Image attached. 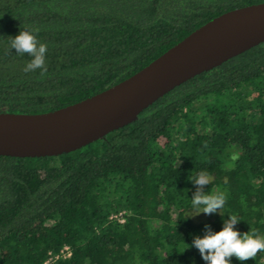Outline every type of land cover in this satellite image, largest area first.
Instances as JSON below:
<instances>
[{"label":"trees","instance_id":"16d2710c","mask_svg":"<svg viewBox=\"0 0 264 264\" xmlns=\"http://www.w3.org/2000/svg\"><path fill=\"white\" fill-rule=\"evenodd\" d=\"M264 0H0V112L42 114L142 70L194 30ZM39 29L47 73L9 37ZM207 170L222 215H196ZM264 236V42L175 87L135 121L52 157L0 156V264H206L205 225ZM189 215H196L186 218ZM119 219H123L120 222ZM264 264V252L253 260Z\"/></svg>","mask_w":264,"mask_h":264},{"label":"water","instance_id":"95a60500","mask_svg":"<svg viewBox=\"0 0 264 264\" xmlns=\"http://www.w3.org/2000/svg\"><path fill=\"white\" fill-rule=\"evenodd\" d=\"M264 42V3L194 30L139 72L73 105L42 114L0 112V156L52 157L81 149L136 120L175 87Z\"/></svg>","mask_w":264,"mask_h":264},{"label":"clouds","instance_id":"9594fccd","mask_svg":"<svg viewBox=\"0 0 264 264\" xmlns=\"http://www.w3.org/2000/svg\"><path fill=\"white\" fill-rule=\"evenodd\" d=\"M38 32L39 29L21 30L19 35L8 39L11 41L10 50L15 49L18 55L28 54L31 58L27 62L24 72L28 73L39 69L40 75L43 77L48 71L45 63L47 45L37 39V35L34 33ZM189 180L196 187L191 199V207L196 210V215L201 213L211 215L217 212L222 215L226 203L225 194L222 192L209 194L204 191L205 186L213 183L214 177L207 170H201L190 175ZM196 215H189L186 218ZM227 217L223 220L221 231L213 232L210 226L205 225L203 237H194L191 245L186 244L185 250L195 247L206 264H231L233 257L240 262H245L253 260L258 253L264 252V236L254 229L241 234L234 230L241 221L239 217L235 214Z\"/></svg>","mask_w":264,"mask_h":264},{"label":"built area","instance_id":"2783aa9c","mask_svg":"<svg viewBox=\"0 0 264 264\" xmlns=\"http://www.w3.org/2000/svg\"><path fill=\"white\" fill-rule=\"evenodd\" d=\"M120 222H123V219H119ZM71 255V252H70V249L69 247L65 246L61 252H60V255H56V256H49V258L46 260V262L44 264H55L54 261L56 259H58L59 257H63V258H66V257H70Z\"/></svg>","mask_w":264,"mask_h":264}]
</instances>
